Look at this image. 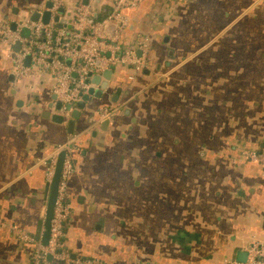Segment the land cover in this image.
Masks as SVG:
<instances>
[{"label":"crops","instance_id":"obj_1","mask_svg":"<svg viewBox=\"0 0 264 264\" xmlns=\"http://www.w3.org/2000/svg\"><path fill=\"white\" fill-rule=\"evenodd\" d=\"M40 2L0 0V17ZM124 14L120 44L144 66H115L70 131L49 75L15 78L0 49V264H30L17 232L40 234L60 148L71 264H242L252 245L264 258V169L243 156L264 149V0H141Z\"/></svg>","mask_w":264,"mask_h":264},{"label":"built area","instance_id":"obj_2","mask_svg":"<svg viewBox=\"0 0 264 264\" xmlns=\"http://www.w3.org/2000/svg\"><path fill=\"white\" fill-rule=\"evenodd\" d=\"M44 1L41 0L34 10L39 14L36 20L30 18V14L34 12L32 10L17 17H0V49L12 61L15 78L49 75L52 79L51 91L55 100L61 104V113L67 114L75 108L82 96L90 88H94L93 78L105 70L125 65L139 72L144 66L142 58L136 55L135 48H122L119 41L122 30L129 23L124 10L136 7L141 0H106L109 12L103 17L99 16L96 7L99 0H77L73 8L67 11L62 8L61 12L62 0H48L50 7L42 10ZM44 11L50 14L46 22L40 18ZM55 17H58V21L54 20ZM109 26H112L111 30ZM68 104L70 109H66ZM111 113L109 108H102L99 116L108 117ZM59 150L61 148L46 161V182L52 180ZM243 156L259 163L264 169V149L244 151ZM71 172L72 162L66 152L46 243L42 241L45 216L38 236L17 232V237L33 245L30 264H49L46 258L48 254L52 261L72 263L60 240L70 212L66 201V184ZM260 251L252 245L242 264H264Z\"/></svg>","mask_w":264,"mask_h":264},{"label":"water","instance_id":"obj_3","mask_svg":"<svg viewBox=\"0 0 264 264\" xmlns=\"http://www.w3.org/2000/svg\"><path fill=\"white\" fill-rule=\"evenodd\" d=\"M50 5H51V3L48 1L46 7H50ZM59 11L61 12L62 8ZM49 15L50 14L48 11H44L41 14L40 18L42 21L46 22L49 19ZM38 17H39V14L37 12H33L30 16V18L32 20H36V19H38ZM54 20L58 21V17H55ZM16 48H17V45H16ZM26 61H27V59H26ZM112 71H113V67L105 70L99 76H96L95 77L96 82L100 85L99 89L90 88L88 93L83 95L82 99L76 103L77 109L76 108L71 109V118L68 120L69 131H70V128H72V126L74 124V119L78 118V116H79V110L78 109H81L85 106V103L88 100L90 95H94V96L100 95L101 91L106 87L107 82L112 75ZM101 76L104 78V80L100 82ZM53 98H55L54 95H53ZM56 108H58V109L61 108L60 102H57ZM70 108H71V106L69 104L66 105V109H70ZM53 119H55L57 122H61L63 120V116L61 114H55L53 116ZM65 153H66L65 150H61L58 153L52 180L50 182H46L47 199H46V206H45L44 231L42 234L43 243H46V241L48 239L49 221H50V218L52 216V211H53V207H54V203H55V197H56V191H57V184L59 181V174H60L61 165H62L63 158L65 156ZM46 258H47V260H51V256L49 254L46 256Z\"/></svg>","mask_w":264,"mask_h":264},{"label":"trees","instance_id":"obj_4","mask_svg":"<svg viewBox=\"0 0 264 264\" xmlns=\"http://www.w3.org/2000/svg\"><path fill=\"white\" fill-rule=\"evenodd\" d=\"M66 222H67V219H66V221H65V224H66ZM65 224H64V227H63V233H64V230H65ZM60 240H61L62 243H63V241H64V239H63V235L61 236ZM63 247H64V245H63Z\"/></svg>","mask_w":264,"mask_h":264}]
</instances>
